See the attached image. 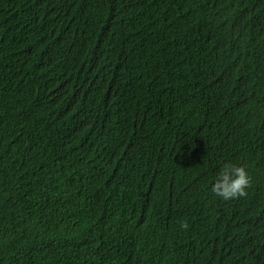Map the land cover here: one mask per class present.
<instances>
[{
    "label": "trees",
    "instance_id": "obj_1",
    "mask_svg": "<svg viewBox=\"0 0 264 264\" xmlns=\"http://www.w3.org/2000/svg\"><path fill=\"white\" fill-rule=\"evenodd\" d=\"M0 264H264V0H0Z\"/></svg>",
    "mask_w": 264,
    "mask_h": 264
},
{
    "label": "clouds",
    "instance_id": "obj_2",
    "mask_svg": "<svg viewBox=\"0 0 264 264\" xmlns=\"http://www.w3.org/2000/svg\"><path fill=\"white\" fill-rule=\"evenodd\" d=\"M252 186V177L245 166L226 164L219 171L211 191L225 201L238 200L247 197ZM181 227H189L186 221H181Z\"/></svg>",
    "mask_w": 264,
    "mask_h": 264
}]
</instances>
